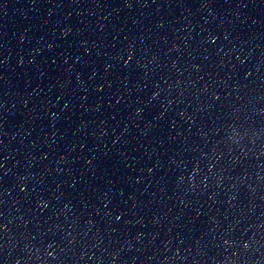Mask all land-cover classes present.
I'll return each instance as SVG.
<instances>
[{
    "label": "water",
    "instance_id": "obj_1",
    "mask_svg": "<svg viewBox=\"0 0 264 264\" xmlns=\"http://www.w3.org/2000/svg\"><path fill=\"white\" fill-rule=\"evenodd\" d=\"M0 264H264V0H115L0 70Z\"/></svg>",
    "mask_w": 264,
    "mask_h": 264
}]
</instances>
